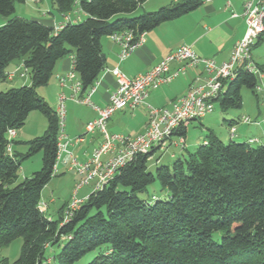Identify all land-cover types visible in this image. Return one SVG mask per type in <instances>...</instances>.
Returning a JSON list of instances; mask_svg holds the SVG:
<instances>
[{
  "label": "trees",
  "instance_id": "obj_1",
  "mask_svg": "<svg viewBox=\"0 0 264 264\" xmlns=\"http://www.w3.org/2000/svg\"><path fill=\"white\" fill-rule=\"evenodd\" d=\"M50 1L64 17L80 12L85 20L72 18L59 30L19 17L0 26V82L14 62H23L31 77V85L0 92V248L24 240L19 259L0 264H76L98 250L89 264H264V144L225 143L212 131L194 151L155 173L148 162L157 150L138 155L90 194L67 224L40 210L43 190L55 177L60 125L38 89L49 84L56 64L74 56L83 95L106 68L103 38L128 30L137 40L207 0H180L138 17L132 14L149 0ZM25 2L0 0V17H12L16 4ZM244 87L254 91L258 78L241 69L216 104L222 111L240 109ZM36 111L47 119L45 132L27 143L26 154L10 155L8 131L20 130ZM40 152L41 170L19 181L22 161ZM156 181L167 198L141 200ZM62 242L58 255L46 256Z\"/></svg>",
  "mask_w": 264,
  "mask_h": 264
},
{
  "label": "built area",
  "instance_id": "obj_2",
  "mask_svg": "<svg viewBox=\"0 0 264 264\" xmlns=\"http://www.w3.org/2000/svg\"><path fill=\"white\" fill-rule=\"evenodd\" d=\"M246 18V32L244 37L233 47L230 57L223 63L214 59L200 57L189 46H182L171 52L163 61L149 71L137 77H127L119 68L111 72L116 78V89L107 106L95 107L91 96L96 92L98 82L87 91L82 92L80 80H73L72 74L60 79L62 87L66 82L72 81V95L70 100L78 105L94 108L97 118L86 127L88 135L99 134L102 142L89 158L78 160L70 149L73 145L85 142L84 136L69 139L65 134L66 97L59 96L57 116L60 125L58 137V155L54 167V175L59 173V165L67 166L78 178L74 190V197L70 199L63 211L62 225L71 221L74 214L80 210L87 200L77 197L79 191L88 185H93L92 193L102 190L113 180L126 165L131 163L138 155L148 154L153 150H166L172 143L176 146L186 147L185 137L182 132L193 121L203 119L212 114L218 99L227 91V84L233 81L239 70L243 69L260 77L262 71L253 60V49L260 37L264 34V0H242ZM72 15L65 17V22H72ZM61 27L56 28L59 30ZM146 34L135 40L132 31H122L110 36V39L120 47L119 61H126L144 42ZM174 65H181L173 68ZM203 67V72L196 76L188 92L165 107H152L146 104L149 93L157 90L178 77L184 75L188 69ZM29 69L22 62L15 70L8 72L6 80L14 81L15 78H26ZM147 111L148 122L146 130L136 136L111 134L108 130L110 119L116 112L125 110ZM243 125H252L250 117L243 116L240 121ZM237 128L231 126L230 137L236 138ZM17 137V130L8 131L9 145L7 152L13 154L12 141ZM178 138V141H173ZM253 143L254 140H250ZM39 208L46 213L48 204L41 201Z\"/></svg>",
  "mask_w": 264,
  "mask_h": 264
},
{
  "label": "crops",
  "instance_id": "obj_3",
  "mask_svg": "<svg viewBox=\"0 0 264 264\" xmlns=\"http://www.w3.org/2000/svg\"><path fill=\"white\" fill-rule=\"evenodd\" d=\"M151 1L152 0L149 2ZM179 1L180 0H167V4H165L166 2H163L164 4H161L162 6L160 7L178 3ZM50 15H52L51 19L44 18L41 19L40 22L53 27L54 29L61 27L65 23V17L63 15L59 14V17H55L51 12ZM72 18H80L82 21L86 18V15L84 13H80L77 17L73 15ZM246 28V18L244 15L242 0H207L195 11L177 20L163 23L159 27L148 32L145 36V42L124 62L119 61L120 47L113 42L110 37L103 38L101 43L102 51L106 57V68L99 78L97 90L91 96V101L95 107L103 108L107 106L116 89V78L111 72L113 69L119 68L127 77L134 78L138 75L146 73L155 65L163 61L171 52L182 46L192 47V49L202 58L214 59L219 64L223 63L229 59L234 45L244 37ZM261 42L258 41L252 53L255 64L262 71L259 79L264 84V65H260L256 60V58L260 57L261 53H257L255 50ZM254 53L256 54L254 55ZM20 64L21 62H14V64H11L12 66L10 65L9 68L12 67L10 69L13 71ZM180 66L181 65H174L173 68H178ZM74 69V56H69L60 60L56 64L49 84L45 87L39 88L38 94L51 106L55 105V107H58L59 96L64 94L66 97V101L64 103L66 107V116L68 110L66 104L69 105L72 114L76 115L75 125L68 126L67 129H65V134L69 139H74L79 136L85 137L84 143L73 145L70 148L78 160L84 161L90 157L92 152L97 147H99L102 142V137H100L99 134L88 135L86 133L87 125L97 118V111L94 108L78 105L70 100L72 95V81L68 80L64 87L60 84V79L68 76L69 74L73 75V80H79ZM202 72V66L195 69H188L184 75L178 77L174 81L163 85L157 90L151 91L146 100V104L156 108L170 105L173 101L188 92L189 87L195 80L196 76ZM4 82L13 83L14 81L6 80ZM75 105L81 107H75ZM139 110L116 112L110 119L108 127L110 125V129H114L115 126L119 125V122L117 121L118 119L123 120L129 115L131 120H138V124L133 129H129L130 132L128 134H124V132H122L123 135L136 136L143 133L147 127L148 116L145 109ZM116 115L118 119L115 118ZM35 117H37V115L33 112L30 114L27 121L32 120V118L34 119ZM201 120L202 119L198 121ZM252 121V127L261 126V123L257 119H252ZM235 122L236 121H233L232 126H235ZM190 125L191 124H189V126ZM188 127L185 130V149L187 148L186 138ZM252 130L253 128L249 129V127L247 130L245 129V131L242 132L237 130L236 138L240 137L244 140L251 139L249 138V134ZM110 133L113 134L111 131ZM199 145L200 144L196 147ZM61 169L74 173L63 164L59 165V173L62 172ZM23 172L24 179L31 177L26 171L23 170ZM75 177L77 178L76 175ZM74 190L75 187L73 189V194ZM70 199L60 208L58 218L63 216V211L61 212V209L68 204ZM50 202L55 203V200L52 198Z\"/></svg>",
  "mask_w": 264,
  "mask_h": 264
},
{
  "label": "rangeland",
  "instance_id": "obj_4",
  "mask_svg": "<svg viewBox=\"0 0 264 264\" xmlns=\"http://www.w3.org/2000/svg\"><path fill=\"white\" fill-rule=\"evenodd\" d=\"M150 1V0H149ZM147 2L138 10L132 14L134 17L141 16L143 14L151 13L158 11L167 0H152L151 2ZM50 12L54 14L55 17H59V12L57 11L55 5L50 0H26L25 3H17L16 10L14 15L10 18L0 17V26L6 24L11 18L19 17L26 20H36L39 21L44 18H52ZM80 12L78 13V15ZM117 18V17H116ZM85 20V19H84ZM257 53H261L260 57L256 58L260 65H264V37L263 41L258 45L255 49ZM256 53H254L255 55ZM14 63H12L13 65ZM11 65V66H12ZM12 68V67H10ZM8 68L7 72H11V69ZM31 84L30 74L26 76V78L17 77L14 79V82H0V92H6L11 88H19L22 85ZM14 86V87H11ZM242 97L243 104L240 109H229L227 111H222L218 104L215 105V110L212 114L203 118L201 121L191 122L188 127L187 132V148L183 149L181 146H176L174 144H170L166 150H157L156 153L151 157L148 162L149 171L155 173L156 169L161 165H167L172 167L174 162L178 158H182L183 156H187L185 151H194L198 144H201L206 136L209 134V131H212L216 136H218L225 143H228L231 139L230 137V122L236 121L234 125L236 126L239 132L252 129V132L249 134V138L251 139H243L240 137L233 138L234 141L239 143H249L252 147H258L264 144V84L258 77V87L252 91L246 87L242 88ZM67 105V116L65 120V129L68 126H73L76 123V115L72 114L70 107ZM51 106V105H50ZM53 109L57 110L54 106H51ZM75 107H81L76 106ZM142 110V109H140ZM139 110V111H140ZM77 111V110H76ZM75 112V111H74ZM76 113V112H75ZM34 119L29 120L25 123V125L17 131V137L14 139L13 143V153L16 155H24L28 152L27 143L30 140H33L36 137L42 136L47 127V120L45 116L36 111ZM242 116H249L251 119H257L260 123V127H252V125L246 126L243 125L239 120ZM117 118V115L116 117ZM114 119V118H113ZM118 119V118H117ZM115 121V119H114ZM119 125L115 126V128L110 129V125L108 127L109 132L111 131L113 134H128L129 129H133L137 124L138 120H131L128 115L125 119H118ZM263 122V124H262ZM118 132V133H117ZM248 133V132H247ZM89 137V136H88ZM250 140H254L253 143H250ZM173 141H178V138H173ZM42 158L43 153H37L34 156L24 159L21 163V169L19 171V181L24 179V171L27 174H32L34 172H38L42 168ZM61 173H58L49 184L44 188L42 193V201L48 204L49 209L46 211V215L48 217H52L53 219L58 218V214L60 208L67 202L70 197H74L73 189L76 187L78 179L75 177V174L69 172L67 170L61 169ZM93 190V185H88L83 187L79 193L77 194L78 198L88 197ZM168 196V191L164 189L158 181L154 182L151 186H149L146 192L139 195L141 200H145L151 203H154L158 198L166 199ZM71 197V199H72ZM53 198L55 203H51L50 200ZM62 247L58 248H48L46 256L53 258L58 255L62 248L65 245V242H62ZM24 244L23 238H18L13 241L8 246L0 248V261L6 259L9 263H13L19 259L22 251V247ZM100 251H94L84 257L82 260L77 262L76 264H89ZM48 263L52 264L51 260Z\"/></svg>",
  "mask_w": 264,
  "mask_h": 264
}]
</instances>
